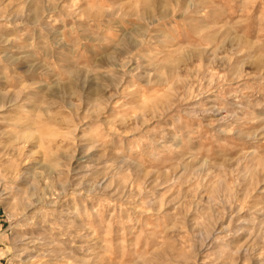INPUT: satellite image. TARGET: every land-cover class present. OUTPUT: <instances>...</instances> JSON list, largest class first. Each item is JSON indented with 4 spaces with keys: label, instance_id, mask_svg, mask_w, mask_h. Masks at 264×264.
Wrapping results in <instances>:
<instances>
[{
    "label": "rangeland",
    "instance_id": "rangeland-1",
    "mask_svg": "<svg viewBox=\"0 0 264 264\" xmlns=\"http://www.w3.org/2000/svg\"><path fill=\"white\" fill-rule=\"evenodd\" d=\"M0 264H264V0H0Z\"/></svg>",
    "mask_w": 264,
    "mask_h": 264
}]
</instances>
